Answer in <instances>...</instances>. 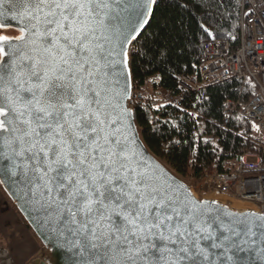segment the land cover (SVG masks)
<instances>
[{
  "label": "snow or ice",
  "instance_id": "snow-or-ice-1",
  "mask_svg": "<svg viewBox=\"0 0 264 264\" xmlns=\"http://www.w3.org/2000/svg\"><path fill=\"white\" fill-rule=\"evenodd\" d=\"M172 8L0 0V182L17 185L75 264H264V214L198 197L152 156L128 104L140 58L173 51ZM26 247H0V264H20Z\"/></svg>",
  "mask_w": 264,
  "mask_h": 264
},
{
  "label": "trees",
  "instance_id": "trees-1",
  "mask_svg": "<svg viewBox=\"0 0 264 264\" xmlns=\"http://www.w3.org/2000/svg\"><path fill=\"white\" fill-rule=\"evenodd\" d=\"M185 3L186 0H179L181 6H177L173 0L170 10L182 27L173 33L175 39L169 43L173 49L169 57L158 58L154 64H146L140 58L133 94L138 90L143 94L133 99V107L138 116L137 127L151 152L186 182H196L205 170L232 169L239 154L264 145V139L240 109L232 113L228 123L223 121L226 99L239 97L246 101L256 91L252 80L242 83L232 76L210 82L197 90L186 91L180 106L160 96L162 88L181 91L180 75L200 74L203 44L207 39L225 38L234 47L240 42L241 0H187V8L182 7ZM154 30L155 27L149 28L147 35ZM144 43L141 40L136 47L140 49ZM0 247L4 246L0 243Z\"/></svg>",
  "mask_w": 264,
  "mask_h": 264
},
{
  "label": "built area",
  "instance_id": "built-area-1",
  "mask_svg": "<svg viewBox=\"0 0 264 264\" xmlns=\"http://www.w3.org/2000/svg\"><path fill=\"white\" fill-rule=\"evenodd\" d=\"M240 25V42L236 47L225 38L207 39L203 44L204 61L200 74L180 75L181 91L162 88L160 96L164 101L180 106L186 91L197 90L210 82L232 76L242 83L252 80L256 91L246 101L239 97L226 99L222 107L223 121L228 123L232 113L240 109L258 130L264 131V0H241ZM142 94V91H136L129 104L133 106V99L141 98ZM197 185L217 195L247 201L264 212V145L239 154L230 170H205Z\"/></svg>",
  "mask_w": 264,
  "mask_h": 264
},
{
  "label": "water",
  "instance_id": "water-1",
  "mask_svg": "<svg viewBox=\"0 0 264 264\" xmlns=\"http://www.w3.org/2000/svg\"><path fill=\"white\" fill-rule=\"evenodd\" d=\"M11 29L15 30L16 34H9V35L18 36L20 34L17 29L15 28H11ZM132 94H133V86L131 89V95ZM128 104H129V101H128ZM141 140L144 142L142 137H141ZM149 151L151 152L150 149ZM151 154L169 172H171L174 176H176L178 180L189 185L183 178L177 175L168 165H166L161 159H159L153 152H151ZM3 180L4 178L0 177V181H3ZM0 185L5 191V193L8 195V197L10 198V200L14 203L18 211L21 213L22 217L25 219L27 227H30L33 230L34 234L41 241L42 246L39 251L38 257H40V259H42L43 257H48L47 264H75V261L78 259V257L75 255L74 252L68 251L62 248H53L49 246V241L45 239V235H50V233H48L47 229L44 228L40 223L35 222V217L37 214L31 213V210L25 204L24 198L22 197L21 192L18 190L17 185L12 183L11 181L0 182ZM198 197L219 201L221 204H223L225 207H228L232 211L254 212L256 214H264L263 211L257 210L253 207L234 206L230 202H225L216 197H211V196H208V197L198 196Z\"/></svg>",
  "mask_w": 264,
  "mask_h": 264
},
{
  "label": "rangeland",
  "instance_id": "rangeland-1",
  "mask_svg": "<svg viewBox=\"0 0 264 264\" xmlns=\"http://www.w3.org/2000/svg\"><path fill=\"white\" fill-rule=\"evenodd\" d=\"M8 34H16V31L13 30V29H11V28H9L8 29ZM147 91L150 92L151 90L148 89ZM257 131L259 132L260 136L263 137V139H264V131H261V130H258V129H257ZM198 180L196 182H191V181L188 182L192 186L193 190L197 193L198 196H209V195L212 196V195H214V196H217V197L233 198L238 203H240L241 205H243L241 207H251L252 206V204L248 203L247 201L240 200V199L234 198V197H229L227 195H217L215 193H212V192H209L207 190H204V189L200 188L199 185H197ZM5 195L8 197V195L5 193V191L3 190V188L0 185V204H2L3 201H4V203H6V200L4 198ZM10 202L12 203V205H14V203L11 200H10ZM16 209L17 208H15V210L13 209V211H11V213H9L8 215L5 214V213L4 214H0V219H2V218H5L6 219V216H8L9 220L12 221L13 217H18V218H21L24 221V223L26 224L25 219L22 217L21 213L17 211L18 209L17 210ZM17 212H18L19 216H17ZM28 229H29L30 233L27 232L28 234L25 236L21 232L22 231V227L19 226V235H20L19 241L21 240L22 237H24V238H26V244H27V247L21 252L23 258H20L19 257L20 264H21L22 261H25L27 258L31 259L33 256L39 255V251H40L41 246H42L41 241L34 234L33 230L30 227H28ZM13 236H14V234H13ZM15 236H16V234H15ZM28 256H30V257H28ZM29 259H27L28 262H29Z\"/></svg>",
  "mask_w": 264,
  "mask_h": 264
},
{
  "label": "crops",
  "instance_id": "crops-1",
  "mask_svg": "<svg viewBox=\"0 0 264 264\" xmlns=\"http://www.w3.org/2000/svg\"><path fill=\"white\" fill-rule=\"evenodd\" d=\"M4 198L6 200V203H4V201H3V203L0 204V214L5 213L8 215L9 213H11V211H13V209L15 210L16 207L14 205H12L9 197H7L5 195ZM18 212H17V216H19ZM19 226L22 227L21 232L25 236L28 234L27 232L30 233L28 227L26 226V224L24 223V221L21 218L13 217L12 221H10L8 216H6V219L5 218L0 219V243L2 244V246H4V248H8L10 245L12 247H17V241H19V237H20ZM13 234H14V236H13ZM15 234H16V236H15ZM14 255H16V254L14 253ZM35 256H33L32 258H34ZM19 257L23 258L21 252H19ZM28 257H30V256H28ZM27 259H29V258H27ZM27 259L25 261H22L21 264H26L28 262ZM31 259H29V262Z\"/></svg>",
  "mask_w": 264,
  "mask_h": 264
},
{
  "label": "bare ground",
  "instance_id": "bare-ground-1",
  "mask_svg": "<svg viewBox=\"0 0 264 264\" xmlns=\"http://www.w3.org/2000/svg\"><path fill=\"white\" fill-rule=\"evenodd\" d=\"M147 89V88H146ZM153 92V91H152ZM149 96V95H148ZM134 103V102H133ZM228 169V168H227ZM195 192V191H194ZM195 194L197 195V193L195 192ZM209 196H211V195H209ZM208 197V196H207ZM211 197H216V198H219V199H221V200H223V201H225V202H230L232 205H234V206H243V205H241L240 203H238L236 200H234L233 198H224V197H217V196H214V195H212Z\"/></svg>",
  "mask_w": 264,
  "mask_h": 264
}]
</instances>
